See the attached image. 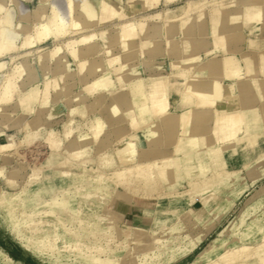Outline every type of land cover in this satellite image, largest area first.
Here are the masks:
<instances>
[{
  "label": "rangeland",
  "instance_id": "obj_1",
  "mask_svg": "<svg viewBox=\"0 0 264 264\" xmlns=\"http://www.w3.org/2000/svg\"><path fill=\"white\" fill-rule=\"evenodd\" d=\"M55 1L24 0L30 14L21 19V29L17 30L21 36L12 50L0 56V62L7 63L0 69V139L11 144L10 149L0 152V264H7L5 259L11 260L8 264H192L211 252L213 244L217 252L242 245L245 236L264 221L263 140L250 151L242 150L238 143L224 149L221 144L219 155L218 145L210 149L208 166L220 177L211 188L204 180L190 181L182 171L174 180L162 178L146 188L141 182L117 183L113 180L116 171L157 162L172 153L174 145L165 144L167 135L162 130L163 143L137 147L134 158L123 161L128 155L123 154L122 144L144 140L156 119L146 124L138 120L139 126L129 127L124 137L117 138L112 130L119 124L108 114L109 107L115 95L128 92L134 82H142L146 89L151 79L169 73L176 76L167 67L175 57L165 52L147 61L149 66L141 63L142 70H136L140 56H131L133 49L125 52L122 43H114L122 19L117 15L108 20L102 16L95 30H76V34V27L62 30L52 21L49 37L37 40V30L55 15ZM223 1L232 3L223 9L213 31L210 11ZM248 1L246 5L243 0H162L156 9L133 12L128 18L148 23L169 21L175 30L188 19L202 18L198 24L202 33L189 31L174 43L182 49L180 56L199 54L201 60H208L213 55L233 53L240 57L242 52L264 48V19L239 28L238 22L227 18L250 8ZM12 2L0 0L5 7L0 17H10L6 10ZM122 5L116 11L125 10ZM260 6L264 10V0ZM35 10L41 11L39 17ZM156 14L159 16L149 19ZM12 21L14 29L15 19ZM207 28L226 44L221 52L211 49L213 34H205ZM91 33L96 35L94 40L80 42ZM31 37L35 44L24 47ZM195 42L203 47L196 51ZM110 54L120 57L116 66L104 63L106 69L85 77L82 59L108 58ZM120 64H125L122 72L116 68ZM160 67L163 69H157ZM29 69L37 74V82L29 80ZM184 82L183 77L179 79L181 87ZM29 90L34 96H29L28 107L19 110L17 99ZM169 105L175 111L174 103ZM123 123L128 124V119ZM92 125H101L102 131L83 147L80 140L92 137ZM33 131L38 132L35 139L27 138ZM49 132L57 139L53 147L46 140ZM108 136L109 145L102 147L98 139ZM108 155L115 163L103 166ZM173 201H177L176 206H172ZM132 213H142L134 217L133 224ZM144 225L145 232L141 230ZM93 256L99 260L92 262Z\"/></svg>",
  "mask_w": 264,
  "mask_h": 264
},
{
  "label": "bare ground",
  "instance_id": "obj_2",
  "mask_svg": "<svg viewBox=\"0 0 264 264\" xmlns=\"http://www.w3.org/2000/svg\"><path fill=\"white\" fill-rule=\"evenodd\" d=\"M2 1L5 2L6 0ZM69 1L66 0L64 5L67 15L65 22L68 21L66 28L76 27L73 31L74 34H76V30H95L93 28L98 25L102 16L105 20L111 19L115 15L118 18L122 17L114 43H122L125 52L133 49L132 52H129L131 56L135 53L140 56L141 61L135 69L142 70V64L147 67L149 64L147 61L156 58L159 54L164 55L166 52L170 57H175V59H170L167 62L168 69L173 70L175 75L183 77L185 81L180 94V105L175 111L170 110L168 97L171 73L149 80L146 89L142 82L136 84L132 81L135 85L133 86L131 83V87H133L131 89L129 87L128 92L115 95L108 114L111 118L117 119L119 124L112 130L113 135L117 138L124 137L129 127L139 126L138 120L142 124H146L156 119V122L146 131L144 140L139 139L122 144L123 154L128 155V158H124L123 161L132 160L137 147H148L163 143L162 130L167 135L165 144L174 145V151L170 153L171 155L167 154L157 162L137 164L116 171L113 180L117 183L132 185L133 182H141V184H145L146 188L147 185L154 183L156 180L163 178L171 181L177 175L184 173L190 181L204 180L208 188H211V186L220 182V177L218 173L210 171L208 166L210 149L218 145L216 152L219 155L226 145L231 144L234 146L235 143H238L242 150L250 151L259 145L260 140L264 142V48L259 51H255L253 48L248 52H242L240 57H236L233 53L226 54L223 57L213 55L208 60H201L199 54L183 57L180 56L181 48L179 49V46L174 43H178V39L185 36L189 31L192 34L202 33L203 29L198 26L203 20L202 18L188 19L179 26L180 28L175 30L173 29L174 25L169 21L148 23L128 18L133 12H140L149 7H154L160 4L162 0H128L130 5L125 10L121 9L120 11H116L120 6L117 0ZM243 1H245L244 4L249 2L248 0ZM231 3L223 1L213 7L215 11H210L213 31L218 28L215 23L222 14L223 9ZM250 4V8L237 11L233 14L234 16L229 15L227 18L231 22H238L240 24L239 28H242L244 23L247 25L253 21L263 20L264 10L260 6V0H251ZM69 5L71 8H69ZM1 7L2 10L5 9L2 4ZM8 9L12 12V20L15 19V29H21V19H26L29 14L27 3L24 0H16V6L10 5ZM187 12L188 10H185L184 14ZM158 16L159 14L152 15L149 16V19ZM234 28L238 29L237 27ZM46 30L48 31V28ZM205 30V34L206 32L214 33L209 31L208 28ZM69 31L71 32V29ZM95 37V33H91L82 37L80 42L90 43ZM198 43L195 42L196 51L203 47L200 42ZM164 44L167 46L164 47ZM210 44H212L211 49L217 48L220 52L222 47H226V44L222 43L215 34L212 35V43ZM1 48L0 45V51ZM59 48H62V45ZM105 51L108 52L109 50ZM44 56L46 57V55ZM107 57L82 59L80 63H82L81 69L85 77L88 78V75L97 74L106 69L107 66L104 63L107 64L108 62V65L113 67L120 61V57L114 56V54ZM142 57L145 59L143 60ZM116 68L122 72L125 64H120ZM29 72V75H32L31 78L33 77L32 82H37V74L35 75L31 69H29ZM105 83L109 84L107 81ZM10 85L14 89L15 83L12 82ZM31 94L32 90H29L17 99L19 110L30 103L32 98L30 99L29 96ZM74 100L79 101L80 98L75 97ZM188 102H190L189 105ZM34 110L32 109V111ZM57 111H60V109L58 108ZM126 118L128 124L123 123ZM158 121H161L162 124L159 125ZM120 122H122V125ZM28 125L32 126L33 123ZM90 130L92 137H83L80 140L83 147L88 146L91 141L98 138L102 126L92 125ZM37 134V131L29 132L26 137L35 139ZM48 134V138L45 139L53 147L57 144V139H55V134H50V132ZM98 142L102 147L108 146L110 143L109 136L99 138ZM221 144L223 149L220 146ZM200 146H204L205 149H200ZM10 148L11 144L1 138L0 152ZM181 154H184V156H181ZM260 157H264V152ZM114 163V159H110L109 155L104 157L103 166H110ZM176 205L177 201H173L172 206ZM211 247L214 250L216 246L213 244ZM213 250L200 255L199 260L192 264H264V221L258 223L252 233L245 236L242 245L225 248L223 252ZM90 259L92 262L99 260L94 256ZM5 260L7 264L11 263L10 259Z\"/></svg>",
  "mask_w": 264,
  "mask_h": 264
},
{
  "label": "crops",
  "instance_id": "obj_3",
  "mask_svg": "<svg viewBox=\"0 0 264 264\" xmlns=\"http://www.w3.org/2000/svg\"><path fill=\"white\" fill-rule=\"evenodd\" d=\"M13 2L10 4L11 6L14 5L16 6V0H12ZM65 1L66 0H56L54 2L53 7H55L56 9L55 11V15L53 18H51L47 23H45V25H41L40 28L37 30V35H36V39H45L47 37H49V32L46 30V28L50 27V23L56 22L58 27H60L62 30H65L67 25H68V21L65 22V18H66V10H65ZM123 1V3L121 2ZM7 2V0L5 1ZM0 3V14L3 12L2 7H1ZM120 5H124L126 6V8L130 5V2L128 0H120L119 2ZM3 5V4H2ZM9 5V7H10ZM122 5V6H123ZM160 4H157L155 7L150 8L149 10H153L156 9V7L160 6ZM123 6V7H124ZM4 7V6H3ZM5 8V7H4ZM38 8H43L40 5L38 6ZM8 11V12H7ZM148 11V10H147ZM146 11H140L139 13H145ZM6 13L10 14L9 18H4V17H0V45L2 46L1 51H0V56L6 54L7 52H9L10 50H12L15 47L16 41L20 38V32H18L15 28H12V12L7 9ZM41 11L39 10H35L34 14L36 17L40 16ZM29 14H30V9H29ZM28 14V15H29ZM5 24V25H4ZM8 24V25H7ZM52 30V29H51ZM35 44L34 42V37L31 38H27L24 42V47L27 46H31ZM6 62H0V69H3L6 66ZM32 70V69H31ZM32 75H29V80L32 82ZM170 88H169V102H173L175 107V110L178 109L179 105H180V97H181V91L183 90V86H180L179 83V79H181L182 77L179 76H173L172 74L170 75ZM174 80V81H173ZM15 83V82H14ZM49 88V86H47L45 89H43V93L45 94L47 89ZM179 95V96H178ZM188 105L190 104V102L187 103ZM202 212V211H201ZM142 214V213H141ZM141 214H134L132 213L131 216V224H133V220L135 216H140ZM140 221V220H139ZM142 224H139V226ZM142 231L145 232L146 230V225H144L141 229Z\"/></svg>",
  "mask_w": 264,
  "mask_h": 264
}]
</instances>
